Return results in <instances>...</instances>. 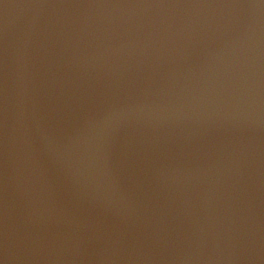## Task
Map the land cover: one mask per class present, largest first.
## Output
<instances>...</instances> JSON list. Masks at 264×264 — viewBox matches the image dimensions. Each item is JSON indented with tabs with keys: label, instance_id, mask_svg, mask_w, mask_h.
<instances>
[{
	"label": "water",
	"instance_id": "95a60500",
	"mask_svg": "<svg viewBox=\"0 0 264 264\" xmlns=\"http://www.w3.org/2000/svg\"><path fill=\"white\" fill-rule=\"evenodd\" d=\"M0 264H264V0H0Z\"/></svg>",
	"mask_w": 264,
	"mask_h": 264
}]
</instances>
